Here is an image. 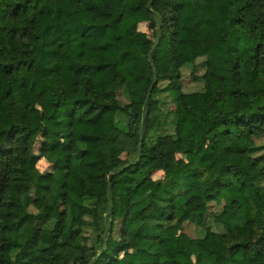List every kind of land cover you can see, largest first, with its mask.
Instances as JSON below:
<instances>
[{"label":"trees","instance_id":"obj_1","mask_svg":"<svg viewBox=\"0 0 264 264\" xmlns=\"http://www.w3.org/2000/svg\"><path fill=\"white\" fill-rule=\"evenodd\" d=\"M0 264H264V0H0Z\"/></svg>","mask_w":264,"mask_h":264},{"label":"rangeland","instance_id":"obj_2","mask_svg":"<svg viewBox=\"0 0 264 264\" xmlns=\"http://www.w3.org/2000/svg\"><path fill=\"white\" fill-rule=\"evenodd\" d=\"M149 15L147 18L140 17L139 22L135 30L137 31V39L135 42H141L146 37V34L149 32L150 27L147 28V21L150 23ZM127 28V24H123ZM148 36V35H147ZM49 52V51H48ZM138 65V61L134 57L130 58L129 65L135 66ZM189 68H186L182 72L181 82L182 87L186 91H193L200 89L201 83L198 80H195L189 74ZM201 72H198L199 74ZM57 89V84L55 81L54 75H52V70L48 67L47 62H44L40 75L34 80L32 85V90L29 92V100L32 104V109L28 112L29 120L32 126H42L47 125L52 130H54L62 141H66L67 135V119L64 116L65 108H60L59 116L51 111L49 107V97L52 91ZM67 109V108H66ZM43 142V137L40 135L33 147L32 150V159L36 161V166L40 169L42 174H47L50 171V164L40 156V148ZM121 155V152H119ZM23 177H26L24 174ZM184 231L191 235H198L199 230L193 228L192 226H185Z\"/></svg>","mask_w":264,"mask_h":264}]
</instances>
